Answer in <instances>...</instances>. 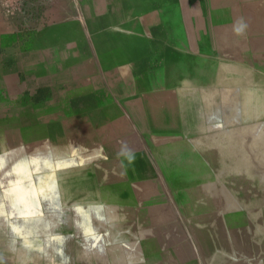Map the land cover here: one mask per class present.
Returning <instances> with one entry per match:
<instances>
[{"label": "rangeland", "instance_id": "obj_1", "mask_svg": "<svg viewBox=\"0 0 264 264\" xmlns=\"http://www.w3.org/2000/svg\"><path fill=\"white\" fill-rule=\"evenodd\" d=\"M134 1L0 0V264H264V0Z\"/></svg>", "mask_w": 264, "mask_h": 264}, {"label": "snow or ice", "instance_id": "obj_2", "mask_svg": "<svg viewBox=\"0 0 264 264\" xmlns=\"http://www.w3.org/2000/svg\"><path fill=\"white\" fill-rule=\"evenodd\" d=\"M62 166V162L57 164V167ZM48 180L52 181L50 186L42 185L38 189L31 190H23L21 187L22 181H18L17 184L5 194V198L8 196H12L14 198L12 207L18 210L19 217L23 218L25 222H28L30 218L40 216L39 200L41 198L47 199L48 193L55 191L56 184L54 174L49 176ZM12 231L16 236L21 239H25V237L21 235L23 232L22 228H13ZM25 247H30V245L25 243Z\"/></svg>", "mask_w": 264, "mask_h": 264}, {"label": "crops", "instance_id": "obj_3", "mask_svg": "<svg viewBox=\"0 0 264 264\" xmlns=\"http://www.w3.org/2000/svg\"><path fill=\"white\" fill-rule=\"evenodd\" d=\"M119 2V0H117ZM121 1H126V0H121ZM138 3L140 6L139 8H137L136 10L139 12H147V13H154L156 16L155 18L157 19H167L168 17H171L170 14H172L174 8L170 7L172 4H177V3H193L194 4V0H135L133 3ZM153 17H151V15L145 14V15H141L138 19H139V24L138 27L144 29V30H148V27L151 26V19ZM144 22V23H143ZM173 28V27H172ZM189 31V35H195V28H190L188 27ZM167 34H174V32H167ZM177 34H179V32H177ZM206 34L207 37L210 35V29H206ZM209 42V39H208ZM192 92H188V94L190 95ZM177 101H181V99L176 95L175 96ZM194 101H198L197 98L193 97ZM195 103V102H194ZM179 106V104H178ZM200 106V104H197V108ZM179 115V113H178ZM193 123V122H192ZM198 126L201 128L202 131L205 132H211V127L209 126L208 122L206 123V126L204 128V121L199 120V124ZM195 131V130H193Z\"/></svg>", "mask_w": 264, "mask_h": 264}, {"label": "clouds", "instance_id": "obj_4", "mask_svg": "<svg viewBox=\"0 0 264 264\" xmlns=\"http://www.w3.org/2000/svg\"><path fill=\"white\" fill-rule=\"evenodd\" d=\"M243 29H244V25H241L240 27L236 28V32H237V34H241V33L243 32ZM31 162H32V164H37V163H38L36 160H32ZM22 168H23V165L18 164V165L13 169V171H14V172H20V171L22 170Z\"/></svg>", "mask_w": 264, "mask_h": 264}]
</instances>
